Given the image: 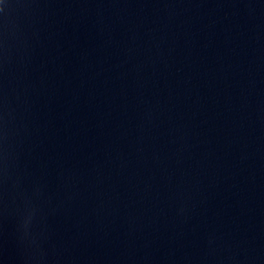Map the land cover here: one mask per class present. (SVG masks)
Wrapping results in <instances>:
<instances>
[{"label": "water", "instance_id": "95a60500", "mask_svg": "<svg viewBox=\"0 0 264 264\" xmlns=\"http://www.w3.org/2000/svg\"><path fill=\"white\" fill-rule=\"evenodd\" d=\"M0 264H264V0H5Z\"/></svg>", "mask_w": 264, "mask_h": 264}, {"label": "snow or ice", "instance_id": "6c2138e0", "mask_svg": "<svg viewBox=\"0 0 264 264\" xmlns=\"http://www.w3.org/2000/svg\"><path fill=\"white\" fill-rule=\"evenodd\" d=\"M5 4V0H0V9H2V7L4 6Z\"/></svg>", "mask_w": 264, "mask_h": 264}, {"label": "clouds", "instance_id": "9594fccd", "mask_svg": "<svg viewBox=\"0 0 264 264\" xmlns=\"http://www.w3.org/2000/svg\"><path fill=\"white\" fill-rule=\"evenodd\" d=\"M3 10V7H2V9H0V11H2Z\"/></svg>", "mask_w": 264, "mask_h": 264}]
</instances>
